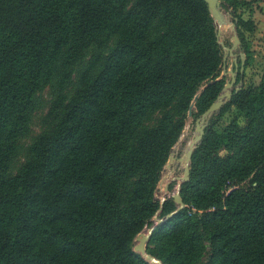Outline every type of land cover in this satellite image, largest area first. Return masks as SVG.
I'll return each instance as SVG.
<instances>
[{
  "label": "trees",
  "instance_id": "obj_1",
  "mask_svg": "<svg viewBox=\"0 0 264 264\" xmlns=\"http://www.w3.org/2000/svg\"><path fill=\"white\" fill-rule=\"evenodd\" d=\"M225 1L235 14L238 0ZM235 21L247 55L253 23ZM222 56L204 0H0V264H154L135 238L177 207L155 197L161 171L194 97L197 118L220 94ZM53 79L52 125L10 175ZM189 168L184 207L146 252L162 264H264V73L210 117Z\"/></svg>",
  "mask_w": 264,
  "mask_h": 264
},
{
  "label": "rangeland",
  "instance_id": "obj_2",
  "mask_svg": "<svg viewBox=\"0 0 264 264\" xmlns=\"http://www.w3.org/2000/svg\"><path fill=\"white\" fill-rule=\"evenodd\" d=\"M219 1L221 3V9L226 14V22L228 19V22L230 23L229 28L225 30L226 32L224 31L221 33V36L219 37V40L223 41L226 46H231L232 44L233 32L231 24L237 16L253 23L252 30L246 31L243 29L247 55L245 53L242 86H246L250 83L257 85L264 73V0H238L235 14L232 12L231 8L227 7L225 0ZM105 51L106 50H104L103 53H105ZM99 52V49L96 47H90L83 59L74 66L71 82L65 87V93L67 96H70L73 93L77 87V82L81 73L93 62ZM239 52L244 51L240 47L234 51L238 63L240 62V58L238 56ZM225 66V71L227 72H224L223 66H221L220 77L223 76L225 78V82H227L230 79L228 70H231L234 67V60L232 56L228 55L226 57ZM56 89V80L53 79L35 94L34 109L28 118L27 130L18 137L16 149L10 160L8 170L10 175L15 174L25 162L29 155L30 145L37 135L49 130L51 127L52 121L48 116V111L53 101ZM159 115L160 112H153L149 114L144 118L142 127L154 125ZM229 117L228 113L224 114L220 123H225ZM195 119L196 118L194 116H188L187 114L182 132L170 150L169 155L174 156L175 159L169 161L168 157L166 164L161 171L155 193V197L160 202L166 197L171 196L177 190V180L175 177L182 176L184 170V164L182 163L183 160L180 161L178 158L185 159V152L190 147L191 143H193L194 136L196 135ZM167 183L168 189L166 190L165 185ZM156 217L160 218L157 215ZM154 223L155 221L153 220V224ZM145 231L146 229L143 232Z\"/></svg>",
  "mask_w": 264,
  "mask_h": 264
},
{
  "label": "water",
  "instance_id": "obj_3",
  "mask_svg": "<svg viewBox=\"0 0 264 264\" xmlns=\"http://www.w3.org/2000/svg\"><path fill=\"white\" fill-rule=\"evenodd\" d=\"M205 3L207 4L208 11L213 19L215 30H216V37L218 43L221 45L224 53L222 56V66L224 69V72L226 69L225 66V60L228 55L233 57L234 60V67L231 70H228L230 74V79L225 82L220 94L216 97V99L211 103V105L199 116L195 119V131L196 135L194 136L193 143L191 146L186 150L185 152V165H184V170L183 174L180 177H175L177 180V190L175 193L171 195L173 198V201L177 204V207L174 211L168 213L164 217L157 218L154 216V221L155 223L147 228L145 232L139 233L135 241L136 243L134 244L133 250L137 253H140L147 261L150 263L154 264H162V262L152 256L151 254H148L146 252L147 250V244L155 230V228L159 225H161L165 220L169 219L173 214L178 212L184 207V202L182 200L181 194H180V186L182 183L186 182L189 180V174H190V159L192 156L193 150L200 144L201 139L205 133V128L207 126L208 120L212 116L213 113L218 111L225 103H227L233 93L238 92L242 88V77H243V72H244V62H245V53L244 52H239L238 56L240 58V62H237L236 54L234 51L240 47V39L237 34L236 30V21L232 22L231 24V29L233 32L232 35V44L231 46H226L223 41L219 40V37L221 36L220 31L218 30L217 26L223 25L226 23V14L223 12L221 9V3L219 0H204ZM237 76H239V80L237 81ZM219 78L212 80L211 82H214L218 80ZM198 94L194 97L192 103L190 104V107L188 109V116L192 115V109L194 107V103L196 101ZM172 159H175L174 156L169 155V161ZM178 160H182V158H178ZM165 189H168V183L165 185ZM163 199L161 203L164 201ZM161 210V207L159 208V211Z\"/></svg>",
  "mask_w": 264,
  "mask_h": 264
},
{
  "label": "bare ground",
  "instance_id": "obj_4",
  "mask_svg": "<svg viewBox=\"0 0 264 264\" xmlns=\"http://www.w3.org/2000/svg\"><path fill=\"white\" fill-rule=\"evenodd\" d=\"M230 26V23L228 22V19H227V22L223 25H220V26H217L218 30L220 31V33H223L227 28H229ZM226 32V31H225ZM192 144V143H191ZM191 146V145H190ZM183 160V161H182ZM182 163L185 165V159H182Z\"/></svg>",
  "mask_w": 264,
  "mask_h": 264
},
{
  "label": "built area",
  "instance_id": "obj_5",
  "mask_svg": "<svg viewBox=\"0 0 264 264\" xmlns=\"http://www.w3.org/2000/svg\"><path fill=\"white\" fill-rule=\"evenodd\" d=\"M192 211H194V209H192Z\"/></svg>",
  "mask_w": 264,
  "mask_h": 264
}]
</instances>
